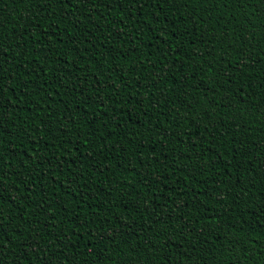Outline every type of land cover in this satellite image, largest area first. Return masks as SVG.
I'll return each instance as SVG.
<instances>
[{"label":"trees","instance_id":"trees-1","mask_svg":"<svg viewBox=\"0 0 264 264\" xmlns=\"http://www.w3.org/2000/svg\"><path fill=\"white\" fill-rule=\"evenodd\" d=\"M0 77L2 264H264V2L0 0Z\"/></svg>","mask_w":264,"mask_h":264},{"label":"snow or ice","instance_id":"snow-or-ice-1","mask_svg":"<svg viewBox=\"0 0 264 264\" xmlns=\"http://www.w3.org/2000/svg\"><path fill=\"white\" fill-rule=\"evenodd\" d=\"M53 2L66 4L68 6H71V4H72V0H47L49 8L51 7ZM83 2L84 3H90L91 0H83ZM261 2H264V0H256V3H258V4L261 3ZM109 3H111V0H109ZM41 10H43V9H41ZM2 86H3L2 77H0V87H2ZM0 182H2V181H0ZM4 190H6V189H0V191H4ZM145 203H147V202H145ZM0 254H2V248H0ZM0 264H2V262H0Z\"/></svg>","mask_w":264,"mask_h":264}]
</instances>
